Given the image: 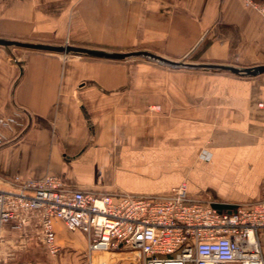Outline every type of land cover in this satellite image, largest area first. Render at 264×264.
<instances>
[{
  "label": "crops",
  "instance_id": "obj_1",
  "mask_svg": "<svg viewBox=\"0 0 264 264\" xmlns=\"http://www.w3.org/2000/svg\"><path fill=\"white\" fill-rule=\"evenodd\" d=\"M244 1L0 0V39L240 70L264 65V24ZM161 66L0 47V116L12 119L0 178L135 195L184 183L191 200L235 207L261 199L264 74ZM53 227L59 253L47 257L34 218L24 231L2 225L0 264H85V237Z\"/></svg>",
  "mask_w": 264,
  "mask_h": 264
},
{
  "label": "built area",
  "instance_id": "obj_2",
  "mask_svg": "<svg viewBox=\"0 0 264 264\" xmlns=\"http://www.w3.org/2000/svg\"><path fill=\"white\" fill-rule=\"evenodd\" d=\"M244 2L264 24V2ZM11 123L0 116V129ZM5 185L0 245L2 225L24 231L34 218L47 257L59 253L53 227L59 221L65 231L85 237V264H264L257 237L264 230V178L262 198L233 213L189 199L184 183L164 195L85 192L50 175L13 177Z\"/></svg>",
  "mask_w": 264,
  "mask_h": 264
},
{
  "label": "water",
  "instance_id": "obj_3",
  "mask_svg": "<svg viewBox=\"0 0 264 264\" xmlns=\"http://www.w3.org/2000/svg\"><path fill=\"white\" fill-rule=\"evenodd\" d=\"M0 47L1 48L12 47L16 49L40 51V52L54 53L60 55L83 56V57L105 60V61H124L130 58H145L172 69L182 68L186 70L226 71L232 75L246 76V77H256L264 74V65H258L251 68L238 70L235 68L218 66V65L186 64L181 62L169 61L162 57L143 51L104 52V51H98L92 49L73 47L69 45L52 46V45H44V44H29V43H22L17 41H8L4 39H0ZM211 208L216 210L217 212H232V213L236 209L235 206L222 205V204H211Z\"/></svg>",
  "mask_w": 264,
  "mask_h": 264
},
{
  "label": "rangeland",
  "instance_id": "obj_4",
  "mask_svg": "<svg viewBox=\"0 0 264 264\" xmlns=\"http://www.w3.org/2000/svg\"><path fill=\"white\" fill-rule=\"evenodd\" d=\"M133 59L134 60H139V61H149L151 63H154L156 65H159L158 63L153 62V61L148 60V59H145V58H133ZM179 62L186 63V64H193L192 62H190L188 60H183V61H179ZM161 67H165V66H161ZM167 68H169V67H167ZM0 181H2V182L5 183V181H7V180L0 178ZM257 237H258V240H259V243H260V246H261V249H262V253H263V256H264V230L258 231Z\"/></svg>",
  "mask_w": 264,
  "mask_h": 264
}]
</instances>
